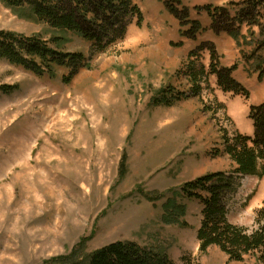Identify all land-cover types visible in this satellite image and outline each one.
<instances>
[{
    "label": "rangeland",
    "instance_id": "374dc122",
    "mask_svg": "<svg viewBox=\"0 0 264 264\" xmlns=\"http://www.w3.org/2000/svg\"><path fill=\"white\" fill-rule=\"evenodd\" d=\"M129 1L142 16L139 25L137 16L125 18L129 33L140 29L151 37L161 25L173 33L176 22L157 0ZM230 1L240 0H182L189 8ZM202 14L191 10L192 18L208 22ZM0 30L55 38L54 48L90 59V67L80 68L67 84L62 77L69 69L58 68L50 79L0 59V86L18 87L0 93V264H66L60 259L74 250L81 261L115 241L163 250L172 264H259L253 258L232 262L215 246L201 254L196 237L201 203L180 193L188 178L182 173L185 162L233 140L236 129L228 114L213 103L214 96L222 101L220 94L211 97L200 89L192 96L197 107L192 112L183 103L152 105L164 86H157L149 43L122 39L91 56V42L54 31L27 9L11 10L1 2ZM241 35L248 39L247 30ZM241 49L250 50L236 46L238 53ZM238 58L235 74L256 81L257 74ZM182 67L176 77H186L179 74ZM260 85L264 88V77ZM236 181L227 218L251 230L264 202V178Z\"/></svg>",
    "mask_w": 264,
    "mask_h": 264
},
{
    "label": "trees",
    "instance_id": "16d2710c",
    "mask_svg": "<svg viewBox=\"0 0 264 264\" xmlns=\"http://www.w3.org/2000/svg\"><path fill=\"white\" fill-rule=\"evenodd\" d=\"M11 10L27 9L40 23L52 30L66 32L92 43L91 56L102 53L113 42L124 39L126 17L137 16V25L142 16L139 7L129 0H0ZM164 10L178 23L179 37L196 41L206 30L215 36H226L235 41L236 46L245 45L249 52L239 50L243 64L257 74L259 84L264 77V0L230 1L227 6L211 4L187 7L182 0H157ZM191 10L197 15L205 14L209 22L206 28L201 21L192 18ZM242 28L247 29L248 39L241 35ZM257 30V32H255ZM239 38H245L240 42ZM56 39L45 40L38 36L23 35L0 30V59L21 66L38 77H55L58 68L69 69L62 77L69 83L73 74L80 68H89L90 59L80 53H66L54 48ZM53 45V46H52ZM57 47V46H56ZM58 48V47H57ZM208 53V68L201 63L202 54ZM238 64L222 66L220 55L214 43L201 41L191 50L183 63L179 74H184L191 83L189 92L171 95L169 87L162 89L152 100V105L170 106L173 99L187 98L200 94L201 83L209 89L210 77H215L216 86L224 93H232L245 98L247 90L235 79ZM178 73V71H177ZM17 86L2 85L0 93L11 94ZM174 97V98H173ZM215 107L224 106L214 100ZM218 109V110H220ZM248 118L253 125V136L237 134L229 142L224 140V151L236 167L228 174L225 172L207 173L194 180L185 182L180 193L188 199L201 203V222L196 237L198 248L204 254L215 246L232 262L241 263L253 258L264 264V202L254 213V228L249 230L229 223L228 200L239 187L236 181L241 177L264 176V101L249 109ZM125 154L119 167L125 171ZM235 176L237 178H235ZM181 211L183 207L177 206ZM87 242L83 238L78 243L82 249ZM76 250L70 256L62 258L66 264H172L163 250L150 246H140L129 241H115L93 252L81 261L75 259Z\"/></svg>",
    "mask_w": 264,
    "mask_h": 264
},
{
    "label": "crops",
    "instance_id": "0c3cea01",
    "mask_svg": "<svg viewBox=\"0 0 264 264\" xmlns=\"http://www.w3.org/2000/svg\"><path fill=\"white\" fill-rule=\"evenodd\" d=\"M169 17L171 16L169 15ZM195 19L198 20V18ZM202 24L206 28L209 26V22L207 21L202 22ZM178 30L179 26L177 22L174 24L173 33L169 32L167 27L161 25L158 26V30L156 33H153L151 37L142 33V30L140 29L136 32L130 31V33L127 29L124 38V40L128 38L130 41H143L146 44H150V49H147L155 56V62L158 67L155 70L157 75V86L159 87L163 85L165 88L169 87L172 91L171 95L177 92L186 94L189 92L191 83L188 78L180 75L176 77V72L186 60L187 54L196 48L201 41H210L214 43L216 50L220 55V63L222 66L230 67L234 63H240V59L238 58L239 53L236 50V43L233 39L226 36H215L211 31L206 30L203 34L198 36L196 41H192L180 38ZM246 30V28H242V33L244 34ZM201 63L205 69L208 68V53L202 55ZM235 73V79L248 92L247 98L240 95H234L230 92L224 93L220 91L216 86L215 77H210L209 82L211 88L214 89V93L221 95L222 101L219 103L225 107L226 113L234 124L237 134L251 137L253 136L254 130L252 122L248 118L249 109L251 106L258 105L264 101V88L260 85V83L258 84L256 81H250L246 77L244 79L240 78ZM164 87L163 89H165ZM194 100L196 99L193 97H181L177 100L173 99L170 106L166 108H171L175 105H181L183 103L192 112L197 109V107L194 106ZM220 143L217 150L211 152L209 156L204 153L201 155L198 154L193 158L191 157L189 161L185 162L186 167L182 170V173H186L188 176L187 180L185 179L186 181L194 180L195 178L207 173H229L230 170H233L236 167L234 162L225 153L221 141ZM263 178L264 176L261 180H263Z\"/></svg>",
    "mask_w": 264,
    "mask_h": 264
},
{
    "label": "bare ground",
    "instance_id": "6f19581e",
    "mask_svg": "<svg viewBox=\"0 0 264 264\" xmlns=\"http://www.w3.org/2000/svg\"><path fill=\"white\" fill-rule=\"evenodd\" d=\"M201 85H202L201 90H202V89H205L204 86H203V83H201ZM207 91H208V90H207ZM208 92H209V91H208ZM202 93H205V91H202ZM205 94H206V93H205ZM203 96H204V95H203ZM230 123H231V122H230ZM232 137H233V136H232Z\"/></svg>",
    "mask_w": 264,
    "mask_h": 264
}]
</instances>
